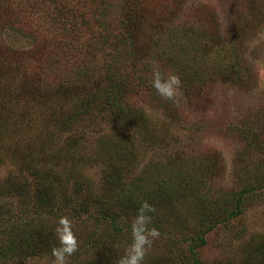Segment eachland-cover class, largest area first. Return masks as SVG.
Instances as JSON below:
<instances>
[{
	"label": "trees",
	"instance_id": "obj_1",
	"mask_svg": "<svg viewBox=\"0 0 264 264\" xmlns=\"http://www.w3.org/2000/svg\"><path fill=\"white\" fill-rule=\"evenodd\" d=\"M22 1L32 5L27 10V12L30 11L29 20L36 23L39 20L44 22L41 27L44 30L41 36L43 40H41L40 48L28 53L25 50L24 52L10 50L14 55L7 50L9 48L0 45V66H2L0 80H4L7 75L11 77L13 73H21L24 81L22 91L33 97H28V100L33 99L37 103L34 115L39 112L38 117H44L53 111L49 115L53 122L49 119L42 121L39 118V124H37L42 125L39 126L40 128L43 127L49 131L48 121L54 123V127L50 124L53 128H70L74 121L86 117L90 118L92 123L90 124L93 125L96 124L99 116L105 117L107 114L104 113L111 110L116 115V119L122 123L139 127V134L135 135L141 139L142 144H148L149 147L158 146L156 144L159 141L158 137L167 135L172 127H180L182 118L177 114L166 122H151L148 118L150 114L144 104L157 106L162 102L163 97L157 94L151 82L148 83L150 79L148 75H140L141 68L145 67L141 66L140 60L146 56L152 61L155 59L157 71L163 75L165 72L176 74L180 80L179 89L183 94L177 90L175 100L164 98L167 100L165 108L169 109L178 104L182 106L178 99L185 96L189 101L186 102L188 106L206 109V104L205 106L202 104V94H204L203 90L211 84L205 82L203 75L196 70V64L191 65V57L187 56L192 54V57H196V51L201 49L199 48L201 44L195 40V36L190 35L186 37L188 41L185 38L179 41L185 36L183 33L189 30L195 33L197 27L201 25L212 28V19L206 11L195 9L196 14L191 15L186 27L177 28L175 27L177 26L176 15H179L180 9L182 10L185 6L182 0ZM118 3H121L122 8L119 19L120 34L111 35L105 31L104 33L107 34L102 42V48L106 50L99 55L88 54L85 59L81 55L83 30L86 29V27L83 29V25L93 27L97 21L106 30L103 20L108 19L107 12L110 15L115 13L116 9L113 6ZM244 32L245 29L239 31V34ZM187 45H192L193 49L188 48ZM123 47L125 51L118 49ZM134 52L140 53L139 58L129 60L127 57H133ZM104 53L107 59H111V64H105L100 68ZM63 64L72 67V71L71 74L68 72L63 75L66 79L62 81L52 71L62 67ZM238 67L240 69V66ZM100 69L106 74L105 76L102 73L106 82L101 79L99 82L96 81L97 71ZM236 74H238L237 70L233 71L229 77L234 78ZM86 87L96 94H80L86 91ZM139 90L145 91L141 93L146 97L141 102L142 105L135 106L134 102L128 99L137 95ZM74 93L78 94L74 100H77L79 95L80 99L70 106L65 100ZM5 98L8 101L14 99L15 90L0 81V154L3 155V159L0 157V169L4 165V154L11 157L15 166L14 170L0 177V225L7 226V233L10 234L7 235L9 240H0V255L24 250L33 255L46 252L45 242L40 245V243L32 242L31 238L39 239L42 235L49 237L50 229L56 227L43 219L44 211H38L39 207H49L46 214H49L50 218L59 220L61 217L80 216L81 211L91 212V208L97 206L104 210H100L99 218L104 219L112 215V220L116 221L120 213L137 212L141 202L147 200L155 207V211L150 213L151 217L156 219L155 222H162V215L157 214V211L161 209L167 210L166 216L163 215L165 221L175 222L176 219L168 217L171 213L170 205L167 203L179 200L187 204L189 208H194L199 222L198 227L201 228L196 234V241H192L191 244L193 259L198 261L196 248L205 246L207 237L219 229L222 223L228 224L229 221L238 217L244 201L253 192L252 183L249 180L251 175L246 172L240 178L243 183L241 190H236L232 194H219L214 198L209 196L210 199H207V191H211L208 186L217 178L216 168H208L209 164L216 167V161L211 155L203 157L198 164L190 167L191 171L188 172H185L183 167H180L181 169L174 167L173 164H160L149 166L143 169L139 176L131 177L133 172L131 165H134L135 158L129 152V160L127 159V147L122 146L124 141L127 142V137L123 135L118 138L120 143L108 144L107 139L100 140L96 146V153L90 151L86 145L80 146L78 138L66 143L69 148L65 149L64 146L59 148L56 143L55 152H49L47 151L50 148L48 145H51L49 143L56 142L55 132L49 135L48 140L43 138L38 140L35 136V131L41 135L38 128L34 132H29L33 130L28 126L19 128V124L25 122L23 120L12 122V119L16 117L12 116L11 106L6 104ZM66 106L69 107L70 112ZM31 117L33 118H27V120L32 121L36 116ZM200 132L201 130L195 131L196 134ZM153 139L155 143L151 142ZM131 149L134 148L131 147L128 150ZM86 152L87 156L82 155ZM108 152L114 154L116 158L104 169L99 193H95L92 179L84 177L86 175L84 169H74V167L85 165L86 157L103 162L104 159H108ZM81 156L85 159L78 158ZM60 159L64 161L59 162ZM190 164L194 163L190 161ZM256 173L257 179L264 180L261 171ZM15 194L26 195L21 204L19 217L11 223L2 224L5 212L3 202H6L7 197ZM113 205L116 207L110 210ZM26 209H28L27 214ZM17 219L20 223L12 224ZM165 228L169 231L173 229L170 224L160 227L161 230ZM37 230H40V233H37ZM57 242L55 234L49 238L52 249ZM22 248L26 249L21 250ZM248 252L238 264H264V234L253 240ZM104 255L110 262L101 260L103 257L100 255L99 264H111L113 258L108 256L107 252ZM218 264H235V262L230 260L225 263L220 260Z\"/></svg>",
	"mask_w": 264,
	"mask_h": 264
},
{
	"label": "rangeland",
	"instance_id": "obj_2",
	"mask_svg": "<svg viewBox=\"0 0 264 264\" xmlns=\"http://www.w3.org/2000/svg\"><path fill=\"white\" fill-rule=\"evenodd\" d=\"M182 1L185 6L182 10L180 9V14L176 15L177 26L175 27L185 28L191 15L195 13V9L206 11L212 19V28H205L201 25L197 27L195 33L189 30L183 33L185 35L183 38L179 39V41L186 39L188 35L195 36V40L201 44L199 46L201 49L196 51V57H192V54L187 56L191 57V65L196 64V70L203 75L205 82L211 85L203 90L202 104L204 106L206 104V109L203 110L188 106L186 102L189 101L185 96L181 97L180 100L178 99L182 106L178 104L169 109L165 108L167 100L164 98L161 103L158 101L157 106L156 104H144L145 109L150 114L148 118L151 119V122L170 121L175 114L182 118L180 127H172L167 135L163 134L158 137L159 141L156 143L158 144L156 147L142 144L141 139L135 135L139 134V127L127 126V123H122L116 119V115L111 110L104 113L107 114L105 117L98 115L96 124L93 125H91L90 118L86 117L74 121L70 128H53L54 123H49V121L53 122L52 117L49 116L53 111L44 117H38L39 112L34 115L37 103L33 99L28 100L27 98L30 96L22 91L24 90V81L21 73H13L11 77L7 75L4 80L0 81L15 90L14 99L8 101L5 98L6 104L11 106L12 116L16 117L12 119V122L23 120L25 123L19 124V128L28 126L33 130L29 132H34L38 128L41 133L38 135L35 131L38 140L40 138L48 140L49 135L55 132L56 142L51 141L49 143L51 144L48 145L50 148L47 151L49 152H55L57 147L54 145L56 143L59 148L63 146L65 149L69 148L66 143L78 138L81 143L80 146L86 145L90 151L96 153V146L100 140L107 139L108 144L120 143L118 138L123 135L127 137V142L124 141L122 144V146L127 147V159L129 160V152L135 158L134 165H131L133 172L130 175L134 178L139 176L143 169L160 164H173L174 167L179 169L183 167L185 168L184 171L188 172L191 171L190 167L198 164V161L203 157L211 155L216 161V167L209 164L208 168H216L217 173L215 175L217 178L208 186L211 191H207V199H210L209 196L214 198L219 194H232L236 190H241L243 183L240 178L248 172L251 175L249 180L252 183L253 192L244 201L238 217L229 221L228 224L222 223L219 229L207 237L205 246L196 248L198 261H194L191 252L192 241H196V234L201 229L198 227L199 222L194 208H189L187 204H183L179 200H172L167 203L170 205L171 213L168 217L176 220L175 222L169 220L167 222L165 221L167 210L157 211L158 216L162 215V222H155L156 219L152 218L150 227L156 228L160 235L147 248L142 262V264H218L220 260L225 263L231 260V262L238 264L249 253L250 244L253 240L264 234V180L263 178L257 179L256 173L261 171L264 175V0ZM120 5L121 3H118L113 6L116 11L112 15L107 12L108 19H102L106 24V30L97 21L93 27H89L87 24L83 25V29L84 27L86 29L83 30L81 55L85 59L88 54L99 55L106 50V48H102V42H104L107 34L104 33L105 31L111 35L120 34L119 19L122 9ZM30 6L32 5L22 0H0V45L9 48L7 49L9 51L24 52L25 50L28 53L40 48L41 40H43L41 36L44 31L41 27L44 22L39 20L36 23V21L29 20L28 13L30 11L27 12V10ZM81 20L80 18V22ZM243 29L245 32L239 34V31ZM112 40L116 42L115 39L112 38ZM178 44L177 48L180 47ZM187 47L193 49L192 45H187ZM118 49L125 51L124 47ZM128 49L127 46V52ZM11 51L10 54L14 55ZM139 56L140 53L134 52L133 57L127 58L133 60ZM110 60V58H106L104 53L100 68L105 64H111ZM140 61L141 66H145L141 68L140 75H148L150 77L148 83L152 82L155 71H157L155 59L152 61L146 56ZM235 70L238 71V74L236 77L230 78L229 75ZM54 71L52 73L63 81L65 78L63 75L68 72L71 74L72 67L63 64L62 67L54 69ZM97 73L96 81L99 82L101 79L106 82L104 80L105 72H101L100 69ZM171 74L164 73L165 76ZM161 75L163 74L161 73ZM179 88V92L183 94ZM141 92L145 91L139 90L137 95L129 97L128 100L134 102L135 106L137 104L142 105L141 102L146 96ZM80 94L92 95L96 92L90 91L86 87V91ZM77 95V93L70 94L65 100L66 104L69 103L72 106L73 103H76L75 101L80 99L79 95V98L74 100ZM66 109L70 112L69 107L66 106ZM31 116L36 117L32 121H28L27 118H33ZM39 118L42 121L49 119L47 123L50 128L49 131L39 127L42 126L38 125ZM197 130H201L200 134L195 133ZM153 141L154 139L151 142ZM131 147L134 149L129 151L128 149ZM4 155V165L0 169V177L15 168L11 157ZM82 155L87 156L88 153ZM2 156L0 154L1 159H3ZM119 156L121 155L119 154ZM78 158L85 159L84 156ZM107 158L103 162H99V160H91L86 157V166L83 165L85 167H74V169H84L86 174L84 177L92 179L91 183L95 188V193H99L104 169L115 160L116 156L108 152ZM62 161L64 160L60 159L59 162ZM190 161L194 164H190ZM197 167H201V165H197ZM24 197L26 198V195L21 196L20 194L7 197L6 202H3L5 212L3 213L2 224L11 223L19 217ZM113 207L116 206L113 205L110 210ZM100 210L103 209L95 206L91 208V212L81 211L80 216L73 215L67 218L71 222L78 245L77 250L70 257H67V264H99L101 260L110 262L107 260L109 258L104 255L106 252L109 254L108 256L113 258L111 264H118L120 257L124 255L126 248L131 244V223L137 212L120 213L116 221H113L112 215L104 219L99 218ZM117 210L119 212V209ZM38 211H44L43 219L57 227L58 220L50 218L49 214H46L49 207H39ZM27 213L28 209H26ZM212 217L214 219V215ZM18 223H20L19 219L12 224L17 225ZM164 224H170L173 229L170 231L167 228L161 230L160 227ZM226 225L228 227H225ZM7 229V226L0 225V240H9L7 235L10 234L7 233ZM55 229H50L49 237L42 235L39 239L31 238L32 242L40 243V245L45 242L46 252L33 255L24 250L26 248H22L21 250H24L22 252L0 255V263L55 264V257L52 255V247L49 244V238L53 237ZM37 233H40V230H37ZM55 239H57L56 234ZM58 246L59 241L53 247ZM100 255L103 257L101 260Z\"/></svg>",
	"mask_w": 264,
	"mask_h": 264
},
{
	"label": "clouds",
	"instance_id": "obj_3",
	"mask_svg": "<svg viewBox=\"0 0 264 264\" xmlns=\"http://www.w3.org/2000/svg\"><path fill=\"white\" fill-rule=\"evenodd\" d=\"M151 85L161 97L175 100L180 80L174 74L165 76L161 75L159 71H155ZM154 211V205L147 200L141 202L131 223L132 242L126 248L124 255L120 257L118 264H142L147 248L160 235L156 228L150 227L152 222L150 213ZM55 234L59 241V246L52 249L55 264H67V257L77 250L78 245L71 222L66 217H61L58 220Z\"/></svg>",
	"mask_w": 264,
	"mask_h": 264
}]
</instances>
